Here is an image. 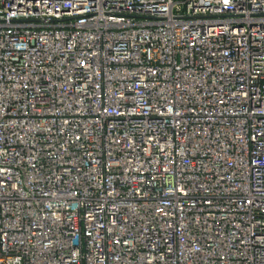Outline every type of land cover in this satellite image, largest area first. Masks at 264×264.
Here are the masks:
<instances>
[{
	"label": "built area",
	"instance_id": "obj_1",
	"mask_svg": "<svg viewBox=\"0 0 264 264\" xmlns=\"http://www.w3.org/2000/svg\"><path fill=\"white\" fill-rule=\"evenodd\" d=\"M0 264H264V0H0Z\"/></svg>",
	"mask_w": 264,
	"mask_h": 264
}]
</instances>
